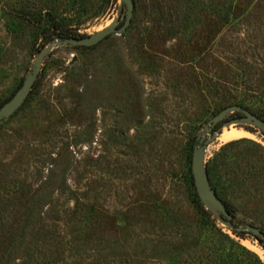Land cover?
I'll return each mask as SVG.
<instances>
[{
    "label": "rangeland",
    "instance_id": "rangeland-1",
    "mask_svg": "<svg viewBox=\"0 0 264 264\" xmlns=\"http://www.w3.org/2000/svg\"><path fill=\"white\" fill-rule=\"evenodd\" d=\"M133 3L122 35L55 46L0 124V264H264V241L217 222L191 174L214 136L212 189L234 226L264 230L262 133L224 127L236 113L207 126L230 106L264 121V0ZM124 18L120 0H0V108L50 25L80 38Z\"/></svg>",
    "mask_w": 264,
    "mask_h": 264
},
{
    "label": "water",
    "instance_id": "water-1",
    "mask_svg": "<svg viewBox=\"0 0 264 264\" xmlns=\"http://www.w3.org/2000/svg\"><path fill=\"white\" fill-rule=\"evenodd\" d=\"M121 4L125 7V18L121 26L119 25V20L115 19L106 26L101 31H98L92 35L80 38H69L65 40H57L56 43L50 42L43 51L36 56L33 71L27 75L22 86L16 91L14 96L0 108V124L7 118L11 117L15 112H17L20 107L27 100L31 89L34 86L35 80L40 72L42 61L49 52L59 45H69L73 47H84L91 48L102 42L108 36L111 35H122L131 23V19L134 11L133 0H120ZM238 113L240 116L231 121H225V117L229 114ZM223 122L224 127L235 124H246L252 128L260 131L264 137V121L256 117L252 113L248 112L242 107L239 106H230L222 111H220L213 119L208 121L207 126L214 127ZM221 127L219 128L220 131ZM215 137L213 136L209 141L202 142L198 141V145L193 150L191 157V174L193 179V185L197 197L200 203L203 205L205 210L210 213V215L219 223L224 225L231 231L236 233H245L250 235L253 238L264 241V230L248 226V227H237L231 223L232 217L227 211L224 204L217 197L216 193L212 189L208 175L205 170L204 165V154L205 149L210 142L214 141ZM258 240V241H259ZM259 241V242H260Z\"/></svg>",
    "mask_w": 264,
    "mask_h": 264
},
{
    "label": "trees",
    "instance_id": "trees-1",
    "mask_svg": "<svg viewBox=\"0 0 264 264\" xmlns=\"http://www.w3.org/2000/svg\"><path fill=\"white\" fill-rule=\"evenodd\" d=\"M47 35H45L44 39L45 41H47V44L54 41V40H65V39H69L71 38L70 33L66 30H62L60 28L59 25L57 24H52L49 26L48 30H47ZM236 115L239 117L240 114L236 113ZM221 127V124H218L214 127H211V130L215 129L216 131L219 130V128ZM194 186V185H193ZM197 195V194H196ZM198 198V197H197ZM199 200V199H198ZM200 202V201H199ZM208 215V214H207ZM210 216V215H209ZM206 228H210L216 232V236L217 238L222 242L228 243V245L230 246V249H239V251H242L243 253L247 254L249 257H254V255L248 253L247 251L244 250V248H242L241 246L237 245L234 243V241H232L227 235L222 234L219 230L214 229V221H209L208 219L204 221L203 224ZM232 234L240 239H242L244 237V233H236L234 231H231ZM256 239V238H254ZM259 240V239H257ZM260 241V240H259ZM262 242V241H260ZM255 260H257V262L260 263V261L254 257Z\"/></svg>",
    "mask_w": 264,
    "mask_h": 264
}]
</instances>
